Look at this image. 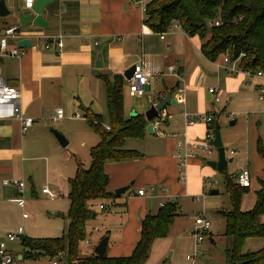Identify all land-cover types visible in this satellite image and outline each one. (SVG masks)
Returning <instances> with one entry per match:
<instances>
[{
	"label": "crops",
	"instance_id": "0c3cea01",
	"mask_svg": "<svg viewBox=\"0 0 264 264\" xmlns=\"http://www.w3.org/2000/svg\"><path fill=\"white\" fill-rule=\"evenodd\" d=\"M4 1L10 13L0 16V34L6 27L19 26L21 38H8L7 47H19L23 54L20 57L0 56L2 78L7 84L20 90L19 104L24 116L33 118L34 122L45 120L44 112L61 108L64 117L59 119L60 132L66 135L70 144L72 140L79 141L78 147L71 148L69 154L61 150L59 141L48 138V149L59 155L60 171L56 175L51 173L48 158L44 157L45 170L49 176L48 184L51 187L45 185L56 192L57 196H67L68 178L74 175L78 163L84 168L89 166V150L99 141L98 135L83 118L81 107L100 114L102 123L108 126L105 85L101 76L111 78L117 74L123 77L126 70L141 63L151 74L149 93L141 96L128 94V80L123 77L126 80L123 88L125 117L136 114L144 116L145 110L151 104L159 102L168 91H171L175 105L180 106L175 114L172 112L174 104H167L163 110L165 118L151 134L155 137L147 138L150 133L145 131L143 139L125 141L124 147L138 151L140 157L122 162L109 161L105 164L104 170L109 178L108 190L113 193L120 187H125V190L116 196V206L110 210H100L101 203L94 204L95 215L91 220L101 218V225H104L101 232L97 231L99 234L95 236L96 244L107 236V256H129L140 237L142 219L148 214H155L166 201L176 203L178 215L170 225L167 236L154 240L150 254L143 264H158L162 260L172 244L168 238L172 230L178 233L190 230L192 233L194 217L200 212H204L210 219L211 227L207 234L212 236L213 210L218 213L221 209L229 210V197L226 207L225 201L219 196L207 192V184L215 174L211 166L203 165L206 152L195 151L194 156L187 159L183 177L180 179L179 162L175 156L176 145L179 140L200 142L205 137L208 124L201 121L188 125L182 113L210 114L206 104L207 101H212L207 92L210 86L205 88L210 74L218 77V87L215 88L218 89L220 101L222 96L227 98L233 93L246 90L244 86L250 83L248 78L251 76L242 71L238 61L228 64L235 68V71L229 72L223 66V55L210 61L201 51L200 38L197 35H187L179 27L171 28L160 38L161 33L153 31L143 21V1L54 0L44 8L43 16L47 21L45 27L32 25L31 22L21 26L18 22L19 13L23 11L28 14L30 8L22 0ZM59 33L64 34L62 48L44 49L40 37ZM21 39L28 40L31 45L21 47L18 44ZM170 65L174 66L175 74L179 77L167 73ZM260 79L262 82L254 81L257 93L260 85L264 84V80ZM178 86L183 92L176 96ZM175 97H181L182 102L178 103ZM168 106L172 109L169 110ZM76 110H79L81 117H74ZM34 122L22 132L21 123L17 119L0 120V200L13 202L19 208L21 207L15 201L17 188L14 185H4L3 180L27 179L31 185V193L36 194L33 172L25 165L26 159H36L33 157L34 146H31V140L39 125ZM254 123L260 124L257 119ZM67 124L73 125V130H66ZM258 139L264 144V138L256 132L254 154L261 161V165L256 170L245 167L250 172L251 181L248 191L242 195L240 201L242 211H248L254 206L256 191L260 187L259 180L264 179V160L256 150ZM229 159L232 161V158ZM213 160L215 159L210 158V161ZM225 168L219 171L224 174L223 179L229 176L235 183V177L240 170L229 175ZM65 187L67 189L62 193ZM141 188L146 190L142 196L137 194ZM219 192L220 189L217 194ZM192 201L198 203L196 208H193ZM221 215L224 231L225 219L224 214ZM21 218L24 219L22 214ZM87 234L86 240L89 241L93 238V232L87 231ZM17 244L21 245L20 242ZM7 247L17 257L22 254V249H13L9 244Z\"/></svg>",
	"mask_w": 264,
	"mask_h": 264
},
{
	"label": "trees",
	"instance_id": "16d2710c",
	"mask_svg": "<svg viewBox=\"0 0 264 264\" xmlns=\"http://www.w3.org/2000/svg\"><path fill=\"white\" fill-rule=\"evenodd\" d=\"M143 1L144 23L153 31L162 33L175 24L189 36L202 41L201 51L210 61L220 55L238 61L243 71L251 76L264 73V0H135ZM218 22V24H215ZM243 54V56H240ZM105 85L108 129L100 114L81 107L83 118L98 135L99 141L90 148V163H80L68 178L69 207L65 233L59 237L20 240L25 260H50L61 254L66 264H143L150 254L154 240L167 236L169 227L178 215L176 203L164 202L155 214L146 215L141 222L140 237L129 256L111 257L106 252L79 255L80 243L87 238V222L95 215L94 204L116 206V195L109 191L107 162H122L140 157V153L124 147L127 139H143L146 120L136 114L123 113V88L126 80L121 75L101 76ZM213 117V116H212ZM216 119L208 124L214 128ZM256 150L264 160V144L257 140ZM225 191L230 209L224 211V234L231 238L226 250V264H264V245L254 251H243L247 239L264 238V179L259 180L256 202L248 211L240 209L242 195L249 187H241L225 176ZM110 210V209H109ZM64 264V262L62 263Z\"/></svg>",
	"mask_w": 264,
	"mask_h": 264
},
{
	"label": "rangeland",
	"instance_id": "374dc122",
	"mask_svg": "<svg viewBox=\"0 0 264 264\" xmlns=\"http://www.w3.org/2000/svg\"><path fill=\"white\" fill-rule=\"evenodd\" d=\"M218 77L215 74H210L205 88L218 87ZM250 83L245 85L246 90L233 93L227 98L221 97L220 103L216 104L213 101H207L208 113H210L218 122L220 126V136L222 141V147L224 148L225 158L228 160L232 158L231 162H228L225 168V172L229 175H234L243 167H249L250 170H256L260 167L261 161L255 157L254 154V136L255 133H259L264 138V101H260L257 97V90L254 85V81L262 80L260 77L254 75L248 78ZM160 84V81L156 82ZM149 91H147V94ZM173 113H178L180 106L173 105ZM171 106L167 108L172 109ZM147 110V109H146ZM145 110V111H146ZM50 112V110H49ZM79 113V110H76ZM51 113V112H50ZM45 120L35 121L34 124H38L39 128L35 133V136L31 140V146L33 147V157L36 159L33 161L25 160V165L31 168L33 172V187L36 194L31 193V185L27 179H24L25 192L23 198L27 204L25 208H19L13 202L0 200V241L4 240L6 233L14 232L18 227H23V236L31 239L53 238L59 237L65 233L68 220L66 218V212L69 207V200L65 194L56 196L54 200H50L49 197L42 194L40 189L48 184L49 176L45 170L44 157L48 158L49 165L51 166V173L57 174L60 171L58 164L60 163L59 155L48 149V138L56 140L58 142L56 134H61L69 141L63 133L60 132L61 121L52 120L46 112ZM257 119L260 124L255 125L254 120ZM234 121L233 124H230ZM106 129L108 126H105ZM66 130H73L74 126L71 124L66 125ZM256 131V132H255ZM149 136V135H148ZM154 135L150 134L153 138ZM78 140H72L71 144L68 142L66 146H61L63 152H69L71 148L78 147ZM59 144V142H58ZM232 151V153L230 152ZM28 157V155H26ZM203 165L207 166V161L210 158L217 159V148L212 146L211 152L205 156ZM214 170L215 176L212 177L207 184V192L209 189H220L219 196L225 201L226 207L228 201V195L225 192V185L223 179V173L219 170ZM233 182V178L231 177ZM46 186V185H45ZM49 187H51L48 184ZM48 187V188H49ZM66 187L62 190V193L66 191ZM193 208L197 207L195 201ZM229 206V205H228ZM26 211L29 214V218L22 219L21 214ZM213 210L214 219L212 221V236L204 234V239L201 243H196V238L191 232H172L169 234L171 246L166 254L162 257V260L158 264H226L227 256L226 250L231 247V238L226 236L223 231V217L221 212L223 209ZM264 222V215L261 218ZM95 221V222H94ZM89 219L87 222V231L93 232V238L84 240L79 246V255L85 256L91 254L93 248L96 245V237L99 232L104 229V225H101V218L97 220ZM192 223V219H190ZM215 222V223H214ZM214 223V224H213ZM95 227V230H94ZM192 226H190L191 228ZM186 229V228H185ZM210 240H214L211 242ZM19 243L18 241H15ZM8 242L13 249H22V246ZM264 245V238H250L247 239L243 251H254L261 248ZM17 251V250H16ZM190 258H186V256ZM25 264H49V261L42 259L38 261H25Z\"/></svg>",
	"mask_w": 264,
	"mask_h": 264
},
{
	"label": "built area",
	"instance_id": "2783aa9c",
	"mask_svg": "<svg viewBox=\"0 0 264 264\" xmlns=\"http://www.w3.org/2000/svg\"><path fill=\"white\" fill-rule=\"evenodd\" d=\"M24 5L28 8H30L35 0H22ZM215 24H218L216 22ZM173 27H177V25L173 24ZM19 26H10L6 27L3 32L0 34V56H16L20 57L23 54V50L19 47L11 48L9 49L7 47V39L8 38H21ZM171 30V29H169ZM168 30V31H169ZM162 32L160 34V38L164 37V34L166 33ZM64 34L59 33L54 36H41L40 40L44 47V49H56L60 50L63 45V38ZM240 56H243L241 54ZM237 61H230V59L225 56L223 57V66L229 71L233 72L235 71V68L233 66H228V64H234ZM243 71V70H242ZM246 75L251 76L249 71H243ZM167 73L175 75L179 77L178 74H175L174 66L170 65L167 67ZM264 80V73L262 71H258L256 74H254ZM253 75V76H254ZM151 74L148 73L143 66V63L134 65L133 73L131 78L128 80L127 85V91L128 94L132 96H141L145 94L147 91L145 90V86L149 85ZM177 95L183 92V90L178 86L176 88ZM207 92L212 99L213 102L216 104L220 103V97L218 94V89L215 87H209L207 89ZM20 90L14 86H11L5 82V80L1 76L0 71V120H9V119H17L21 123V130L22 132H25L28 128H30L34 122V119L31 117H26L23 115L20 107ZM258 99L261 101H264V84L260 85L258 88L257 93ZM176 101L182 102L181 97H175ZM46 114L54 121H57L59 119H62L64 117V111L61 108L53 110V112H46ZM74 117L78 118L81 117V115L77 112H75ZM182 117L186 124L191 125L196 122H205L207 124L212 122V115L211 114H189L187 112L182 113ZM165 118L164 112H160L159 117L155 118L154 121L152 120L153 129H157L158 124L162 119ZM109 128V127H108ZM107 128V129H108ZM213 131L212 129H209L206 131L205 137L200 142L198 141H191V140H179L176 147L177 150L175 152V156L178 158L179 162V169H180V179L183 177V169L185 167L186 161L188 158L194 156L195 151H202L206 152L207 154L211 152L212 147V140H213ZM250 172L247 168H242L237 176L235 177V183L238 184L241 187H250ZM4 185H14L17 188V196L15 198V201L18 206L21 208H25L26 206V200L23 198V193L25 190V183L22 180L19 179H5L3 180ZM151 190V189H150ZM41 193L45 194L49 199L54 200L56 198V192L48 188L47 186H43L41 188ZM146 193V190L141 188L137 191V194L142 196ZM100 210H109L107 204H99ZM22 217L24 219L29 218V214L26 211L22 212ZM211 222L208 216L204 212L198 213L194 217V225H193V235L196 238V243H200L204 239V234H207L210 230ZM23 227H18L14 232L6 233L4 240L0 241V264H25V260L23 258V255L21 254L19 257H17L16 254H13L12 251H10L7 247L8 242H20L19 235H23ZM186 258H190V256H186ZM66 264L63 256L61 254L56 255L53 257L49 264Z\"/></svg>",
	"mask_w": 264,
	"mask_h": 264
},
{
	"label": "water",
	"instance_id": "95a60500",
	"mask_svg": "<svg viewBox=\"0 0 264 264\" xmlns=\"http://www.w3.org/2000/svg\"><path fill=\"white\" fill-rule=\"evenodd\" d=\"M54 0H35L33 5L30 7V13L25 14V12L21 11L19 13V17H18V22L20 23L21 26H26L27 24H29L30 22L32 23V25L38 26V27H45L47 26V21L44 19V8L50 4L51 2H53ZM10 13V11L6 8L5 5V1L4 0H0V16L4 17L6 15H8ZM18 44L21 47H29L31 44L28 40L26 39H21L18 41ZM1 60V58H0ZM97 65V64H96ZM133 67L129 68L128 70H126L123 73V77L126 80H129L132 76L133 73ZM177 86V84H176ZM145 90L148 91L149 88L148 86H145ZM176 104L175 100L173 98H171V91H168L165 96L163 98L160 99L159 102H156L154 104H151L149 106V108L144 112V118L147 122L146 127H145V131L152 134L153 131V125H152V120L154 118L159 117L160 112H162L164 110V108L167 106V104ZM234 121L230 122V124H232ZM213 140L211 142L212 146L217 148V159L213 160V161H208L207 164L209 166H211L213 169L216 170H222L226 167L227 163L231 161V159L226 160L225 158V153H224V148L222 147V141H221V136H220V126L217 122V120L215 121L214 124V128H213ZM57 140L59 141V143L62 146H66L67 144V140L64 138L63 135L55 133ZM125 190V187H120L117 188L114 191V194L116 196H119L123 191ZM211 194H217L218 190L216 189H212L210 190ZM222 214H224L225 212L222 211ZM92 217H94V214L92 215ZM23 235H19V239L22 240L23 239ZM107 241H108V237L104 236L94 247L93 253L97 256H103L105 254V250H106V245H107ZM239 264H243L242 262H240Z\"/></svg>",
	"mask_w": 264,
	"mask_h": 264
}]
</instances>
